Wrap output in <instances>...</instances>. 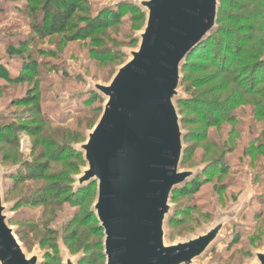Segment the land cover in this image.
Returning a JSON list of instances; mask_svg holds the SVG:
<instances>
[{
    "label": "rangeland",
    "instance_id": "374dc122",
    "mask_svg": "<svg viewBox=\"0 0 264 264\" xmlns=\"http://www.w3.org/2000/svg\"><path fill=\"white\" fill-rule=\"evenodd\" d=\"M46 2L0 0V163L8 221L28 255L39 253L41 264L60 260L62 264L65 251L77 264L85 255L84 264H106L104 230L97 228L99 221L88 212L96 200L97 184L90 194L80 197L73 196L79 188H69L45 217L44 206L32 203L37 194L50 191L45 186L68 185L70 175H80L87 167L83 154L82 162L72 146L86 142L105 103L98 93L88 90L89 82L112 81L130 59V51L138 48L146 16L137 0H80V9L64 32H35L41 17L34 19L33 15L43 16ZM244 3L254 5L245 0H220L219 14L223 8L227 15L221 12L217 25L244 28L249 23L245 17L249 12L240 9ZM257 6V30L251 31L255 37L244 49L243 63L264 55V0ZM107 18L110 23L104 28L89 30L92 20ZM233 18V22L228 20ZM190 61L193 69H182L180 88L187 93L188 87L189 94L205 103H221L225 117L215 121L208 110L199 113L184 104L178 106L180 115L189 118L181 122L182 128L197 135L184 139L191 150H185L181 169L202 168L215 155L224 154L227 164L224 172L201 181L191 194L172 196L171 203L181 205L186 215L178 213L177 223L168 218L166 240L172 244L194 237L220 215L232 213L221 235L194 264L258 262L255 251H264V78L257 94L244 96L228 72L208 60ZM254 73L264 77V66ZM28 95L36 102L26 103L31 99ZM229 114L235 117L233 121H228ZM36 162L47 167L45 179L27 175Z\"/></svg>",
    "mask_w": 264,
    "mask_h": 264
},
{
    "label": "water",
    "instance_id": "95a60500",
    "mask_svg": "<svg viewBox=\"0 0 264 264\" xmlns=\"http://www.w3.org/2000/svg\"><path fill=\"white\" fill-rule=\"evenodd\" d=\"M137 1L146 16L138 48L109 84L89 82L88 90L105 103L86 142L72 146L87 164L72 177L73 187L97 184L90 211L104 230L106 264H194L233 217L224 213L205 232L166 240L167 220L178 208L171 203L174 191L205 168L181 169L188 132L178 106L189 98L180 88L182 69L190 52L217 30L220 0ZM1 167L0 264H41L39 253L28 255L9 224ZM64 253L62 264H77ZM255 255L258 262L250 264H264V251Z\"/></svg>",
    "mask_w": 264,
    "mask_h": 264
},
{
    "label": "trees",
    "instance_id": "16d2710c",
    "mask_svg": "<svg viewBox=\"0 0 264 264\" xmlns=\"http://www.w3.org/2000/svg\"><path fill=\"white\" fill-rule=\"evenodd\" d=\"M30 1V0H29ZM34 1V0H31ZM45 1V0H44ZM46 6H47V10L46 12H44V15H36L34 13H31L34 16V19L41 17L36 24H35V32H49V33H62L66 30V28H68V21L70 20V18H72L73 14L80 9L79 8V1L80 0H46ZM225 1V0H222ZM228 1V0H227ZM252 2V4H254L253 6L250 5V3H244L242 4L240 7L241 10L245 11L247 10V12H249L248 15H246V20H248L247 18H249V23L244 26V28L240 27V28H236V27H231L229 25L224 26L221 25L222 23H219L220 25H218L217 30L214 31V33L212 35H210L207 39H205L198 47H196L192 52H190V54L188 55L187 59H186V63L185 66L183 67V71L186 70L187 68H189V70L193 69V63H191L192 61H190L193 58H201L203 60H208V62L210 64H214L216 66L219 67V69H221L224 72H228L229 74H231L232 78H235L236 83H238L240 85V87L242 88V92L244 94V96H251L253 94H257V89L259 88V83L260 81L264 78L263 76H257L254 71L261 67L264 66V60L262 59L264 57V55H255L253 58H250L247 63H243L241 61L244 49L247 45H249V43L252 41V39L255 37V34L251 33V31H256V22H258V16H259V11H258V6L257 3L260 0H245V2ZM50 3H53V7L50 9H48ZM232 6V4H231ZM46 8V7H45ZM222 8V6H221ZM138 9V8H137ZM139 12H141L138 9ZM221 12H224V14L227 12V10H224L222 8V10H220V14ZM142 14V13H141ZM220 14L218 16V22H221L220 20ZM31 15V16H32ZM113 15V14H112ZM117 16H119V14H116ZM227 15V14H225ZM229 21L233 22V19H228ZM108 23H110V19H96L95 21H91L90 23V31H94L96 29H102L104 28L106 25H108ZM235 23V22H234ZM41 33V32H40ZM87 36V35H86ZM241 63H243L245 66L241 65ZM187 89V93L188 92V87H186ZM28 98L30 99L29 101H26V103L29 102H36V99L34 97H31L30 95H28ZM38 101V100H37ZM180 104H184L186 107H189L191 109H195L196 111H198L199 113H204V111L209 112V115H211L210 118L215 119V121H219V119H223L225 116V113L222 112L224 110V105H222L221 103L215 102V101H209L208 103H205V101H203V99L193 95V94H189V98L185 99V100H181L179 101V105ZM208 104V105H207ZM208 106L207 109H204L205 106ZM216 111L217 113L212 115V112ZM260 114V113H259ZM258 114V115H259ZM206 117V116H205ZM230 120L228 121H233V117L232 115L230 116ZM189 118H187L186 116H183V123L184 121H188ZM204 120V119H203ZM209 121V119L206 121V123ZM0 122H2V119L0 118ZM215 124V123H214ZM0 127V133L1 131ZM187 136H186V140L187 139H191L193 137H197V135H193L194 132L192 131H187ZM198 138H201V136H199ZM68 148H70L71 150H74L70 147V144L67 146ZM189 149V150H188ZM190 151L191 147L187 146L186 151ZM75 151V150H74ZM77 152V151H76ZM78 154L82 157V153L78 152ZM187 154V153H186ZM70 156V154H69ZM186 156V155H185ZM184 156V158H185ZM186 159V158H185ZM3 160V157H2ZM225 161V154L224 155H215V157H213V160H210L209 162H205V168L203 169V171L197 175L194 179H192L190 182H188L184 187H182L181 189H177L174 191L173 193V197L175 199V196L177 195H189L191 194V191H193V189L198 188L201 185V181H205L208 178L210 179V177L214 176L217 173H221L224 172V170H226L225 165L227 164ZM82 162H83V157H82ZM46 166H44V164H38L37 162L35 163V165L31 166V168H29L27 170V175L32 178H36L37 175L41 176L42 178H46L44 176V172L46 170ZM76 174V172L74 173ZM209 174V175H208ZM73 175V174H72ZM72 175H70L68 177L67 183L68 185H56L55 187L51 188V186H45V189L50 190V191H46L44 194H37V199L34 203H32V205L34 206H38V205H42L44 206V217L46 215V213L52 212V210L50 211V207H53L54 205H57L58 203H55V201L57 202V198L62 195L67 193L66 190H68L69 188L74 189L73 184L74 183V179L72 178ZM64 180V179H59ZM96 185V183H90L80 189H78L77 191H74L75 194L73 195L74 197H80L81 194H90L92 192V188ZM67 186V187H66ZM19 204H23L22 200L19 201ZM31 204V203H30ZM20 206V205H19ZM181 211H183L181 205L178 204V208L176 210L175 216L171 219L173 221L179 222L180 219L178 217V213H182ZM89 214L94 216V219H96L94 213H91L90 210H88ZM185 211H183L182 214L186 215V213H184ZM33 220V219H31ZM86 223L87 221L84 220ZM97 221V219H96ZM98 229L100 228L99 226L97 227ZM101 229V228H100ZM58 248V246H57ZM71 249V248H70ZM49 255V253L47 254ZM86 256L83 258V260L81 261V264L85 263L86 260ZM98 258H100L102 260L103 255L102 253H100L98 255ZM60 260V257L58 258V261ZM58 264H61V260Z\"/></svg>",
    "mask_w": 264,
    "mask_h": 264
}]
</instances>
